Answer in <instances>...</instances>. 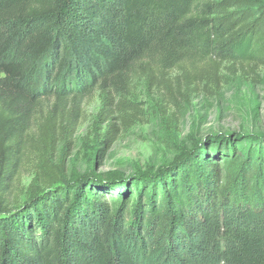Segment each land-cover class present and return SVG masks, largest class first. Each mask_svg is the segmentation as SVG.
Returning <instances> with one entry per match:
<instances>
[{"label": "trees", "instance_id": "16d2710c", "mask_svg": "<svg viewBox=\"0 0 264 264\" xmlns=\"http://www.w3.org/2000/svg\"><path fill=\"white\" fill-rule=\"evenodd\" d=\"M206 60L264 67V1L0 0V264H264V136H217L128 179L68 181L55 162L85 99H102L110 148L134 81ZM25 158L31 191L9 209Z\"/></svg>", "mask_w": 264, "mask_h": 264}, {"label": "rangeland", "instance_id": "374dc122", "mask_svg": "<svg viewBox=\"0 0 264 264\" xmlns=\"http://www.w3.org/2000/svg\"><path fill=\"white\" fill-rule=\"evenodd\" d=\"M125 99L133 107L127 112L133 125L116 121L120 131L110 148L103 142L102 99L94 94L84 100L72 145L61 142L55 160L66 157L68 181L86 175L104 180L111 174L128 179L156 171L217 136H264V67L206 60L190 70V79L175 71L152 87L136 80ZM33 169V160L25 158L6 195L9 209L26 202Z\"/></svg>", "mask_w": 264, "mask_h": 264}]
</instances>
